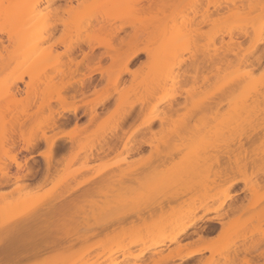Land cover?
<instances>
[{
    "label": "rangeland",
    "instance_id": "374dc122",
    "mask_svg": "<svg viewBox=\"0 0 264 264\" xmlns=\"http://www.w3.org/2000/svg\"><path fill=\"white\" fill-rule=\"evenodd\" d=\"M31 2L32 0H0V4L26 6H29ZM81 3L108 4L113 5V7L99 9L96 14H90L89 9L75 11L71 9L73 4ZM127 4H135L139 7L132 12L125 7H119ZM25 8L12 9V24L10 28L0 27V114H2L0 126L9 127L10 122L17 116L22 121L21 123H16L18 126L14 134L16 137L15 147L10 148L7 155L0 154V163L2 166L4 165L2 171H6L11 175L9 177L11 182L5 184L4 181L7 178L3 177L2 172H0V193H2V196L1 194L0 196L2 199L6 198L3 201L0 198V207L4 202L11 200L12 196H14L12 199L19 198L20 201L17 204L15 203V206L27 208L21 215L22 218L27 219L26 217L32 214L30 220L34 222L33 224H36L33 218H38L37 216H39L40 221H37V224L40 225L42 221L46 223L47 220L49 222L52 220L53 216H50V211L54 213V209H58V206L65 213H70L71 216H74V209L69 208L68 205H72L76 201L77 203L80 202L78 200H80L82 195H79L77 191L81 188L92 189L93 187L91 186L97 183H105V187L108 186V188H118V186H114L116 184L121 186V179L118 180L116 175L120 174V171H126L122 169L128 167V165L134 170L132 169V172L128 171L127 177H125V173L123 180H127L126 182L129 184L132 182L134 184L137 181L133 179L148 174L149 171H152L153 165L159 169L161 167H163L161 169H164V166H168L177 160H181L183 164L181 170L182 180L178 178V174V177L176 175L172 176L171 173L173 172H170V174L161 173L162 176L160 177L165 176L161 179L162 181L165 179L171 182L173 178L178 180H176L177 183H181L179 185L182 187L178 186V184L162 187L174 188L173 190L176 191L177 196L174 198L170 196L169 198V195L167 196L163 192L156 197L152 196L151 203L148 202L147 205L144 203L145 207L141 211L137 209L138 212H142L143 216L129 211L128 214L116 218L112 214L113 212L106 210L105 212L102 210L100 212L97 208L93 210L90 207V215L86 218L88 227L85 226L84 228L80 225L81 223H76L78 222L76 219L80 220L81 216L83 217V213L82 215L79 214L80 217L77 214L73 218L70 217L73 221L70 220L67 223V225H71L70 222L75 220L76 224H72L73 227H78V229L70 228L72 226L66 227V225H62V222L60 226L56 225L58 228L52 224L57 229L48 224L54 229V232H51V234L49 231L51 227H48L47 234L39 226L42 229L40 233L43 232L46 235L44 238L45 243L47 238L48 240H55L52 242L49 240V245L43 242L46 258L54 253H56L55 258L59 256V253L64 254L63 256L76 251L78 253L81 251L82 253L88 246L95 243L96 247L90 250L88 248L87 250L89 251L87 253L84 252L83 260L86 256L85 261H95L94 264H107L110 259L123 261L122 263L125 264H150L156 258L158 252L167 254L168 251L175 249L178 245L187 243V246L179 251L178 255L181 256L187 251L198 248L207 241L208 246L206 249L201 250L202 252L193 255L185 261L187 264H192L191 262L201 264L200 260L208 258L209 255L215 261L223 260L222 253L225 248L236 240L237 228L241 230L240 232L238 231V235L241 236L242 232L246 234L243 241L247 244L254 238L258 239L261 237L262 232H264V209H262L264 207V79L261 78V72L264 71V68L261 67L264 65V42H261L260 24L255 22V16L264 12V0H55L53 4H47L45 0H39L30 17L27 15L29 19L20 20L23 13H25ZM54 10H57V12ZM204 16H207L205 20L203 19ZM188 17L190 20H188ZM31 25L37 31L22 38L21 32L24 33L25 29ZM228 30L234 32V34L247 30L248 36L244 34L240 37L233 36V39L242 40V43L234 42V44H231L228 43L230 40L229 36L226 35ZM7 31H11L10 37H8ZM113 31H118L117 36L110 35ZM221 33L224 34L222 39L219 37ZM58 40L62 41V43H58ZM108 41L114 47V51L111 50L114 55L107 51ZM99 42L106 45L99 46ZM71 43L73 45L79 44L85 52L89 49V43L90 47H93L92 52L94 54L103 55L99 60H83L75 66L71 59L74 58L76 61L82 59V51L79 47H74L72 52H66L58 57L59 53L65 51V46ZM164 43L181 44L179 52L173 56L163 55L161 46ZM125 44L127 45L125 46ZM135 50L141 51L138 52L134 60L127 63V68L130 72L123 73L119 83L117 82L115 85L108 83L107 78L112 75L109 73L116 74L122 69L125 53ZM258 50H262L261 52L263 53H258ZM106 51L112 57L105 55ZM223 51H227L226 54L223 53L226 56L223 63L225 70L222 74H217L218 76L216 77L218 70L214 65V62L217 61L214 57ZM15 54L19 55L17 60L14 59ZM259 55L261 58H258ZM60 61L63 62L62 67L65 74L63 76L57 71ZM248 61H253V65L256 64L253 69L251 68L253 65L249 67L246 64ZM137 62L138 64H136ZM97 66H100L101 69L92 74L91 86L88 88H77L75 91L77 94L76 98H72L71 94L73 91L69 86L62 93L67 96L63 106L76 107L75 115L77 118H75L73 124H70L69 119L61 117L63 113H66L63 112L60 116L62 119L60 117L58 119L62 120L61 122L67 119L65 122L68 124L63 122L64 125L57 120V124L55 123L52 126L53 129L51 128L53 131L50 127L49 129L46 128V130L48 129L47 131L45 130L47 137L56 136L55 145L59 140L63 146L56 149L55 151L57 152H53L54 161L60 158V152H63V155L66 156L65 158L72 156V151H76L80 147L85 148L87 152L80 153L82 150L78 151L80 153L78 160L77 158L74 159L76 161H71V164L69 163L67 167L64 165L65 162L59 164L53 161L54 165L51 166L49 171V174H51L49 175V180L39 187L36 185V181L42 179V174L45 173L46 169L45 159L40 153L47 151V145L42 139V132L39 129L42 127L41 124H43V120L50 110L56 114L55 110L59 111L62 107V104L56 100H50L49 106L42 109L39 108L40 103L44 97L53 99L57 97L56 88L60 85V82L71 80L73 77H80L82 73H87L97 68ZM100 70L102 71L101 73L99 72ZM196 71L198 77L196 78L197 81H194L192 78ZM27 73H30L32 78ZM175 74L181 83L177 82V80V83L172 81L171 78ZM203 74L208 76V81L203 79ZM241 74L244 76H241V78L250 82V88L242 89L239 87L233 89L232 84L228 89H221L223 88L220 87L222 81L225 83L230 81V79L238 78V75ZM181 77L186 80H182L184 81L182 82L180 80ZM15 78L21 80L15 81ZM220 79L222 80L221 83ZM93 86L96 87L97 92H93ZM245 86L247 87V84ZM115 88L117 91H114ZM108 94L110 96L103 104H97L94 106L95 108L91 109L97 99L106 97ZM124 94L125 96L122 97L124 98L123 102L120 97ZM118 95L121 96L119 97ZM118 98L119 105L120 103H125L127 106L134 105V109H132L133 116L128 120L131 123L127 127L125 125L127 121H120V114L124 111L125 106L120 107L118 105L119 107H116ZM80 109L82 110L81 115L78 114ZM90 109H94V111ZM26 112H28V115ZM148 119L152 120L147 126L145 124ZM154 122H158V124H154ZM57 125L58 128L56 127ZM75 126H79L81 129L77 128L78 131H74L73 128H76ZM116 126L119 127L117 128ZM136 127L138 130L134 131L133 129ZM9 129L11 128L9 127ZM21 132L24 136L35 138L37 143L30 150H26L27 155L32 156L38 152L39 157L43 159L42 161L35 162L34 157H21L20 154L25 152L20 151L21 148H19V146L22 147L23 145V140L20 136ZM6 133L5 136L11 134L10 132L7 133L8 135ZM140 133L141 135H139ZM104 139H106V142ZM7 142L4 143L5 148L10 147V141ZM101 143H107L108 145L113 143V150H109L108 155L102 154L103 157L101 154L92 157L87 154L90 151V144L94 146L98 144L100 146ZM123 143L127 144V149H122ZM195 144L198 145L197 148L194 146ZM136 145L140 155L131 156L128 153ZM16 147L20 150H16L18 149ZM144 148H148L146 154H143ZM69 153L72 155H69ZM11 155H16L17 161L20 162V169L9 160ZM214 157L229 160L232 174L226 175L223 180L214 178L207 181L211 188L198 187L196 182L198 172H196L194 166L197 162H203L204 158L214 159ZM234 158H238L240 161V170L233 161ZM137 160H142L143 163H141L142 161L138 163ZM253 161L258 163L255 168H252ZM189 162V165L185 164ZM213 165L214 168L212 169L215 171H223L222 164L214 163ZM36 167H39V170L33 172ZM27 168H33L31 175H37L32 178V181L29 179H24L22 182L19 181L20 183H29V187L20 188L18 192V190L13 188L14 184L12 183L15 181L13 176L21 175V173L26 174ZM159 169L158 171H160ZM56 170L58 173H56ZM255 175L259 176L258 179L260 178L259 180H254L255 194L250 188H246V184L242 181H237L233 187L228 189L212 188L217 185L220 186L219 180L221 184L231 178H242L248 182V179ZM108 177L116 180L112 183L113 186L109 184L110 180H107ZM256 180L258 181L256 182ZM176 182L173 183L176 184ZM138 184L136 183V185ZM167 185H169V182ZM247 186L249 185L247 184ZM29 188L44 189L31 190ZM105 189L107 190V188ZM12 190H16L18 193H15L16 191L13 193ZM25 191L31 193L29 200L24 195ZM45 191L52 194L45 196L44 200L39 199L40 201L37 203L38 197L40 198V195ZM224 194H229L231 199L227 201L220 213L224 210H230L232 206L236 207L235 205L246 206L250 203L253 196L258 198L253 208L248 207L241 214V221L238 224H242L237 226L236 233L233 230L234 234L217 236L216 229L210 235L208 234L209 237L206 238L205 242L200 241L197 233H189L193 230H199L201 227L202 230L206 228L207 225L204 223L207 224V222L198 220L196 227L186 231L188 235L190 234L186 238L181 239L183 237L182 234L174 242L167 241L160 246L150 248L140 258L130 257L132 254L140 252L145 246L150 245L152 237L154 238L153 234L157 233L152 227L153 232L151 234L150 230L144 227L145 221L149 224L153 221L164 219L166 218L165 215L171 213V211L173 214L172 218L175 219L176 223L195 219L199 216H202V218L218 217L219 212L205 213L203 206L209 208L217 206L218 200ZM56 197L60 198L56 199ZM69 200L72 203L69 202L63 208L64 202ZM62 202L64 205H62ZM49 205L55 207L52 209ZM47 208L50 211H47ZM66 208L67 210L65 211ZM88 210H86L87 214ZM188 210H194V213L188 215ZM40 211L42 213L46 211L45 215L48 214L47 212L50 214L40 217L42 215ZM80 211L82 210L80 209ZM57 212L59 213L58 216L62 213L59 212V209ZM116 214H118V210ZM25 215L27 216L25 217ZM2 217L3 215L0 213V220ZM112 217L115 218L113 219ZM54 218L57 219L55 215ZM30 220L28 217V221ZM134 221L140 224L139 229H134L137 233H134V235L140 236L141 240L136 244H131L129 236L133 234L131 233L132 231L129 232L128 227ZM20 222L16 221L18 228H20V231L21 228L23 229L21 232H26L30 225L26 226L27 228H23L26 224L21 222L24 226H20ZM122 222H128V224H122ZM33 224L29 227V231L31 227L37 228ZM125 225H128V230L122 228L123 226L126 227ZM198 225L201 227L196 229ZM5 229L7 230V228ZM167 230L166 234H168ZM113 231L112 235L117 237L115 238L116 240L108 242L103 248L100 239L107 232L108 235ZM117 231L120 232L115 235ZM4 233L6 232L2 234ZM101 233L104 234L102 237ZM202 233L204 232L202 231ZM238 235L237 239L240 238ZM109 240L111 241V239ZM121 240L123 241L121 242ZM263 246L264 243L258 247L261 249ZM119 248L120 251L114 252L109 256L111 251ZM96 253H102L103 255L97 258L94 257ZM198 254L203 255L196 261L193 257ZM179 256L175 260H168L167 264H175L176 262L186 264L178 258ZM257 264H264V259L260 258Z\"/></svg>",
    "mask_w": 264,
    "mask_h": 264
},
{
    "label": "bare ground",
    "instance_id": "6f19581e",
    "mask_svg": "<svg viewBox=\"0 0 264 264\" xmlns=\"http://www.w3.org/2000/svg\"><path fill=\"white\" fill-rule=\"evenodd\" d=\"M38 1L39 0H32V2L30 3V5L29 6H27L26 8H25V13H23V15H22V17H21V19L20 20H27V19H29V17H30V14L34 11V8L36 7V5L38 4ZM68 1H70V0H68ZM45 2L47 3V4H50V3H55V0H45ZM12 11L13 10H11V13H12ZM55 12H57V10H54ZM29 17H28V16ZM260 16H261V14H257L256 16H255V18H256V20H255V22H257V23H259L260 24ZM207 18V16H204L203 17V19L205 20ZM188 20H190V18L188 17ZM37 30L34 28L33 29V25H31V26H29L27 29H25V31H24V33L23 32H21L22 34H21V37L23 38V37H27V36H29V35H32L34 32H36ZM68 32V31H67ZM66 32V33H67ZM248 31L247 30H242V31H240V32H237V33H235L234 34V32H232L231 30H228V31H226V35H228L229 36V40H230V42H228V43H231V44H234V42H236V43H238V44H240V43H242V40L241 41H239L238 39H233V36L235 37V36H237V37H240V36H242V34H244V35H246V36H248V33H247ZM7 33V35H8V37H10L11 36V31H7L6 32ZM67 34H69V33H67ZM117 34H118V31H113V32H111L110 33V35L111 36H117ZM223 36H224V34L223 33H221L220 34V38L222 39L223 38ZM58 43H62V41H59L58 40ZM111 42H107V51H110L111 52V54L112 55H114L113 54V52L112 51H114V47H113V45L112 44H110ZM98 45L99 46H102V45H106V44H103V43H98ZM124 45V44H123ZM127 44H125V46H126ZM88 46H89V49H88V51H83L82 50V48L80 47V45L79 44H74L73 45V43H71V44H67L66 46H65V51L63 52V53H59L58 54V57H60V55H62V54H64V53H66V52H72L73 50H74V47H79L80 48V50L82 51V59L80 60V61H76V60H74V58H72L71 59V62L72 63H74L75 64V66H77L78 64H80L83 60H93V59H101V57H102V55L103 54H94L93 52H92V49H93V47L91 46L90 47V45H89V43H88ZM180 47H181V44H179V43H164L162 46H161V53L163 54V55H175L177 52H179V50H180ZM108 48H110V49H108ZM226 48H227V46H226ZM112 50V51H111ZM227 50V49H226ZM106 51V53H105V55H108V56H110V57H112V55L109 53V52H107ZM141 50H135V51H130V52H126L125 53V56H124V62H123V67H122V69H120L116 74H113V73H109V74H112L111 76L109 75L108 76V78H107V82L108 83H111L112 85H115V84H117V82L119 83V81H120V77H121V75L123 74V73H125V72H130L129 70H128V68H127V63L128 62H130L131 60H134L136 57H137V55H138V52H140ZM262 51V50H261ZM260 50H258V53H260L261 52ZM227 52V51H226ZM226 52H222V53H220V54H217V55H215V60H217L216 62H214L215 64V66H216V68H217V70H218V72L216 73V77L218 76V75H220V74H222V72L225 70V66L223 65V63H224V57H226V56H224V54H226ZM224 53V54H223ZM261 53H263V52H261ZM260 53V54H261ZM18 54H15L14 55V59H16L17 60V58H18ZM260 57V55L258 56V58ZM261 58V57H260ZM148 63V62H147ZM150 63V62H149ZM259 63V62H258ZM207 64V63H206ZM230 64H232V63H230ZM246 64L250 67V66H252L253 65V61H248V62H246ZM146 65V64H145ZM208 65V64H207ZM256 65V64H255ZM255 65H253V67H251L252 69L254 68V66ZM63 62L62 61H60L59 62V64H58V66H57V71L63 76V75H65L64 74V69H63ZM224 66V67H223ZM204 67V66H203ZM147 68H149L148 66H147ZM99 69H101V67L100 66H97V68H95V69H92L91 71H89V72H84V73H82V75L80 76V77H77V78H71V80H66V81H62V82H60L59 84L60 85H58V87L56 88V92H57V97L56 98H51V97H44L43 98V100H42V102L40 103V106H39V108H44V107H46V106H49V103H50V100H56V101H58L60 104H62V107H61V110H55V113L56 114H54L53 112L54 111H52L51 112V110L49 111V114L44 118V120H43V124H41L42 125V127L39 129L41 132H42V135H41V137H42V139L45 141V143H46V145H47V151L46 152H41L40 154L44 157V161H45V167H46V169H45V173L44 174H42V179H39L40 181H36V185H38L39 187L41 186V185H43L45 182H47L48 180H49V178H50V176L49 175H51V174H49V171L51 170L50 168H51V166H53L54 165V163H53V161L55 160L52 156H54V153L55 152H57V151H55L56 150V145H55V139H56V136H52L51 135V137H47L46 136V132H45V130H46V128H48L49 129V127H50V129L52 128V126H54L55 125V123H56V121L58 120V121H60L58 118L62 115L61 113H63V112H68V111H73L74 113H75V111H76V107H69V106H63V104H64V102L66 101V99H67V96L66 95H64V94H62V93H64V91L65 90H67L69 87L71 88V90L73 91L72 92V94H71V96H72V98H76L77 97V94L75 93V91H76V89L77 88H85V87H90L91 86V76H92V74L94 73V72H96V71H98ZM197 69V68H196ZM251 69V70H252ZM100 73L102 72L101 70L99 71ZM31 73V72H30ZM30 73H27L28 74V76L30 75ZM32 74V73H31ZM196 74V75H195ZM195 74L193 75V80L195 81H197V75H198V73H197V71L195 72ZM218 74V75H217ZM135 75V74H134ZM178 76V75H177ZM185 76H186V74H185ZM184 76V77H185ZM203 76V79L206 81H208L209 80V78H208V76H206V75H202ZM239 77H240V79H238V78H233V80L232 79H230V81H227V80H225V81H227V82H225V83H223V81L220 79V83H221V81H222V83H221V86L220 87H223V88H221V89H228V88H230L231 86L230 85H232V88L233 89H235V88H242V89H246V88H250V82L249 81H247V80H245L244 78H241V76L242 77H244L243 76V74H241V75H238ZM30 78H32L31 77V75L29 76ZM211 77V76H210ZM62 78H64V77H62ZM208 78V79H207ZM172 81L175 83L176 82V80H177V82H180L179 81V79H177L176 78V74L174 75V76H172ZM211 79V78H210ZM236 79H238V80H236ZM21 79H19V78H15V81H20ZM62 80V79H61ZM180 80L182 81V80H184L182 77L180 78ZM186 80V79H185ZM184 80V81H185ZM245 82H244V81ZM184 81H182V82H184ZM238 81V83L236 84V82ZM246 81H247V83H246ZM176 82V83H177ZM240 82H242V83H240ZM73 83H75V84H73ZM181 83V82H180ZM75 85V86H73V85ZM184 84V83H183ZM225 84V85H224ZM227 84V85H226ZM235 84H236V86H235ZM247 84V87L245 86ZM238 85H240V86H238ZM69 86V87H68ZM244 86H245V88H244ZM68 87V88H67ZM94 88H92L93 89V92H97L96 91V87L95 86H93ZM95 89V90H94ZM114 91H117V89L115 88L114 89ZM124 93V92H123ZM122 93V94H123ZM120 94V93H119ZM110 95L108 94L106 97H103V98H101V99H97L96 100V102H95V104L94 105H92V107H91V109L95 106V105H97V104H103L104 102H105V100L109 97ZM119 97L121 96V95H118ZM125 96V94L123 95V96H121L120 98H122V97H124ZM12 98V97H11ZM51 98V99H50ZM124 100V98H122V101ZM118 101H119V98L117 99V101H116V107L118 108L119 106L120 107H124L125 109H124V111L120 114V121L121 122H126V121H128L130 118H132V109H134L133 107H134V105H130V106H127L125 103H120V105H119V103H118ZM124 102V101H123ZM119 105V106H118ZM95 108V107H94ZM116 108V109H117ZM90 109V110H91ZM39 110V109H38ZM91 111H94V109L93 110H91ZM28 112H26V114H27ZM55 116H54V115ZM1 115L2 114H0V119L2 118L1 117ZM28 115V114H27ZM74 115V114H73ZM54 116V117H53ZM57 116V118H55ZM64 116V115H63ZM63 116H61V117H63ZM67 116V115H66ZM66 116H64L63 118H65ZM75 116V118H77V116L76 115H74ZM60 117V118H61ZM67 118H69V116H67ZM70 118H72V117H70ZM74 118V119H75ZM62 119V118H61ZM64 120V119H63ZM67 120V119H66ZM65 120V121H66ZM72 119H70V121H71ZM90 120V119H89ZM151 120L152 119H148V121H146V124L145 125H149L150 123H151ZM62 121V120H61ZM60 121V123H63V122H65V121H63V122H61ZM22 121H20V119H19V117L17 116V118L15 117V119L12 121V122H10V124H9V127L11 128V129H9V127H6L5 128V126H0V154H3V155H7L8 153V151H9V149L10 148H12V147H15V145H16V143H15V139H16V137L14 136V134L16 133V129H17V126L18 125H16V123H21ZM89 122V121H88ZM67 122H65V124H66ZM57 124V123H56ZM64 124V123H63ZM64 124V125H65ZM68 124V123H67ZM16 125V126H15ZM59 125V124H58ZM58 125L56 126L57 128H58ZM141 125V124H140ZM143 125V124H142ZM76 128H73V130L74 131H78L77 130V128H79V126L77 127V126H75ZM117 127V126H116ZM115 127V128H116ZM119 127V126H118ZM117 127V128H118ZM8 128V129H7ZM47 129V130H48ZM53 129V128H52ZM51 129V130H52ZM81 128H79V130H80ZM46 130V131H47ZM134 131H137L138 130V128L136 127V128H134L133 129ZM132 130V131H133ZM6 131H8V132H10L11 134L9 135V136H5V133H6ZM53 131V130H52ZM7 132V133H8ZM6 133V134H7ZM8 135V134H7ZM20 136H21V139L23 140V145H22V147H20L19 146V148H21V150H24L25 152H27L26 150H30V148H32L33 146H36V140H35V138H33V137H31V136H24V134L21 132L20 133ZM49 138V139H48ZM105 140V142H106V139H104ZM103 140V141H104ZM7 141H10V144H9V146L10 147H7V148H5L4 147V143L5 142H7ZM108 142H109V140H107ZM8 143V142H7ZM99 143V142H98ZM105 144H107V143H105ZM105 144H100V146L99 147H97V146H94L93 144H90V151H89V153L91 152H93L92 150H94V149H97V151H98V153L97 154H101V152H104V151H106V149H107V152H109V150L111 151V149L113 150V143H112V145L111 144H107V145H105ZM59 144L57 143V146H58ZM61 145V144H60ZM98 145V144H97ZM111 145V146H110ZM214 145V144H213ZM62 146V145H61ZM71 146V145H70ZM196 148L198 147V145H194ZM60 147V146H59ZM63 147V146H62ZM84 147V146H83ZM97 147V148H96ZM106 147V148H105ZM134 147V146H133ZM136 147V148H135ZM134 148L135 149H137V145L135 146ZM16 148H18V147H16ZM16 149V150H20V149ZM89 148V147H88ZM104 148H105V150H104ZM114 148H115V145H114ZM133 148V149H134ZM70 149H72V148H70ZM122 149H127V144L126 143H123V145H122ZM134 149V150H135ZM80 150H82V151H80ZM133 150V151H134ZM55 151V152H54ZM78 151H80V153L81 152H87L86 151V149L84 148H82V147H80L79 149H77L76 151H72V152H70V153H72V154H70L69 153V155H72V156H70V157H68L67 156V158H65L66 156H64L63 155V153H61L60 155V158H58V159H56V161H54V162H56V163H59V164H61V163H63V162H65L64 163V165L67 167V166H69V163L71 164V161H73L74 159H76L77 158V160H78V158L80 157V156H78V155H80V153L78 152ZM96 151V152H97ZM54 152V153H53ZM94 152H95V150H94ZM93 152V154H95ZM90 153V154H91ZM53 154V155H52ZM66 154H68L67 152H66ZM83 154V153H82ZM88 154V153H87ZM104 154H106V152H104ZM103 154V155H104ZM85 155V154H84ZM92 155V154H91ZM98 155V157L100 158V156ZM87 156V155H86ZM94 156V155H93ZM97 156V155H96ZM101 156H102V154H101ZM83 157V156H82ZM87 157H89V156H87ZM92 157V156H91ZM91 157H90V159H91ZM103 157V156H102ZM27 158V157H26ZM84 158H86V157H84ZM94 158V157H93ZM229 158V157H228ZM95 159H96V157H95ZM230 159V158H229ZM9 160L12 162V163H14L15 165H16V167L18 168V169H20V162L19 161H17V159H16V155H11V157L9 158ZM74 161H76V160H74ZM138 161V160H137ZM140 161H142V160H139L138 161V163H140ZM233 161L236 163V165H237V168L240 170L241 169V167H240V161L238 160V158H234L233 159ZM0 162H1V160H0ZM141 163H143V161L141 162ZM202 163V164H201ZM214 163H218V164H222V167H223V171H221V170H218V171H215L214 169H212V168H214ZM253 164H252V168H255V167H257L258 166V163L257 162H252ZM186 165H189L190 164V162L189 163H185ZM245 164V163H244ZM170 165V166H169ZM168 166H164V169H161V168H163V167H161L160 169L159 168H157V167H155L154 165H153V168L151 169L152 171H149V173L148 174H146V173H144V174H146L145 176H140V177H137L138 178V180H137V178L136 179H133L134 181H137V182H134V184H133V182H132V180H130L132 183H127L125 180H123L125 177H127L128 176V174L127 173H129V172H132L134 169L133 168H131V167H129V165H128V167H126V168H124V169H122V170H126V171H120V174H118V175H116L117 176V179L119 180V179H121L120 180V182H122L121 184V186H119V184L117 185L116 183V185H114V186H118V188H108V186L107 187H105V183H103V184H101V183H97L96 185L94 184L93 186H91V187H93L92 189L91 188H87V189H90V190H88V191H86V192H80V193H83V194H81L82 196L80 197V200H78V202L79 203H77V201L76 202H71L70 200L69 201H67V202H64V204H63V202H62V205H64L63 206V208L64 207H66V205H68L69 204V202H71L72 203V205H68V207L69 208H71V209H74L73 210V214H74V212H75V215L77 214L79 217H80V215H82V213H83V217H84V219H83V217L81 216V219L79 220V219H76V221L78 220V222H76L75 220H74V222H70L71 223V225L70 224H68L67 225V223H69L68 221H70V220H72V219H70V217L71 218H73V217H75V215L74 216H71V214L70 213H65L64 211H62V209H60L59 208V206H58V209H59V212H62L61 213V215H59L58 216V209L57 208H55L53 211H54V213H52L48 208H52L53 209V207H55V206H53V205H56V204H53L52 206H50V207H48L47 208V211L49 210L50 211V213H51V217H52V220H50V222H49V220H47V222L45 223L44 221H42V222H40L39 224L40 225H38L37 224V221H40L39 220V216H37L38 218H36V217H34L33 218V221H35L36 222V224H33L34 222H32V220H30L31 218H32V214L30 215L31 216V218H30V216H28L29 217V220L30 221H28V217H26L27 215H25V217L27 218V219H23L22 218V214L25 212V210L27 209V208H25V207H19V206H15L20 200H19V198H14V199H12V197H14V196H12L11 197V200H9L8 202H4V204L0 207V213L3 215V217H2V219L0 220V233L2 234L3 232H6V233H4L5 234V237L3 236L4 234H0V237H2V238H9V237H12V239L11 238H9L10 239V241H14V240H17V239H21L22 238V240H23V237H24V232L25 231H23V234L24 235H22V233H21V231L23 230L22 228H21V231H20V228H18V226H17V224H16V221L17 222H19V221H21L22 223H25L26 225L24 226V224H22L21 222H20V226H24L23 228H27L26 226H28V225H32L33 224V226H35V227H37V228H35L34 229V227H31L30 228V230L33 228L34 230H36L37 229V231H39V232H34L35 233V235H36V233L38 234V236H40L41 237V239L43 238H45L46 237V235H44V233L43 232H41L42 234H40V230L42 231V229H44V232L46 233L47 232V234H48V227H51V226H53V225H61L60 223L62 222V225H66V227L68 226H72V227H70V228H77L78 229V227H73V224L72 223H81L80 225H82L84 228H85V226L86 227H88L87 225V222H86V218H87V216L88 215H90L89 214V212L91 211V208H93V210H96V208L98 209V210H100V212H101V210L102 211H104L105 212V210L106 211H110V212H113L112 214H114V216L117 218V217H121V216H124V215H126V214H128L129 213V211H133V212H136V213H139V214H141V216H143V214H142V212H140L142 209H143V207H145L144 206V203L147 205L148 204V202H150V200H151V198H153V197H156L158 194H160V193H162L163 192V194H165V195H169V198H170V196L172 197V198H174L175 196H177L176 195V191L175 190H173L174 188H162L163 186L165 187V186H175V185H177L178 184V186H181V185H179V184H181V183H177L176 182V180L177 179H171V182H170V180H165L164 179V181H162L161 179L163 178V177H165L164 175H163V177L162 178H160L161 176H162V174L161 173H163V174H165V173H168V174H170V172H173V173H171V175L173 176H175L176 175V177H178V178H181V180H182V173H181V170H182V167H183V164H182V161L181 160H177V161H175V162H172V163H170ZM213 165V166H212ZM133 166V165H132ZM3 167H4V165L2 166V164L0 163V172H2V176L3 177H6L7 178V180L5 179V184H9L11 181H10V179H9V177L11 176L10 174H8L6 171L4 172V171H2V169H3ZM133 167H135V166H133ZM166 167V168H165ZM128 168V169H127ZM130 168V169H129ZM157 168V169H156ZM194 168L196 169V172H198V175H196V177H197V185H198V187L200 186V187H202V188H211V185H209L208 184V182L207 181H210V180H213L214 178L217 180V179H220V180H223L224 179V177H226V175H231L232 174V172L230 171L231 169H230V163H229V160H227V159H221V158H218V157H214V159L213 158H210V159H206V158H204L203 159V162H197L196 163V165L194 166ZM33 168H27V173L25 174V173H21V175H16V176H13V179L15 178V181H14V183H12V184H14V186H13V188L14 189H16V190H18V192L20 191V188L22 189V188H27V187H29V183H20L19 181H24V179H29V180H33L32 178H34V175H31V173H32V170ZM36 169V168H35ZM133 169V170H132ZM158 169L160 170V171H158ZM63 170V169H62ZM176 170H178L177 172H176ZM29 171V172H28ZM31 171V172H30ZM34 171V170H33ZM57 171V170H56ZM129 171V172H128ZM167 171V172H166ZM214 171V172H213ZM67 172V171H66ZM165 172V173H164ZM176 172V173H175ZM211 172H212V174H211ZM217 174H216V173ZM56 173H58V171L56 172ZM125 173H126V176L124 177V175H125ZM180 173V174H179ZM34 174V173H33ZM123 174V175H122ZM143 174V175H144ZM161 174V175H160ZM177 174H178V176H177ZM148 175H149V177H148ZM2 177V178H3ZM123 177V178H122ZM142 177V178H141ZM258 177L259 176H257V175H255V176H251L249 179H248V182H246V180L245 179H242V178H231V179H229V180H226V182L225 183H223V184H221L220 183V180H219V185L220 186H215V187H212V188H225V189H228V188H231V187H233L234 186V184L237 182V181H242L243 183H245L246 185H245V187L246 188H250V190L255 194V183H254V180L255 179H258ZM103 178V177H102ZM116 178V177H115ZM222 178V179H221ZM105 179V178H104ZM142 179V180H141ZM147 179V180H146ZM260 179V178H259ZM258 179V180H259ZM50 180H52V179H50ZM108 181L110 180H112V182H110L109 181V184L111 185L113 182H115L116 180H114V179H112L111 177H110V179H109V177H108V179H107ZM151 180V181H150ZM258 180H256V182L258 181ZM107 181V182H108ZM124 181H125V183H124ZM139 181H140V183H139ZM178 181V180H177ZM4 182H2V183H4ZM97 182V181H96ZM128 182H129V180H128ZM168 182H169V185H167L168 184ZM173 182H176V184L175 183H173ZM136 183L138 184V185H136ZM0 184H1V182H0ZM101 184V185H100ZM135 185V186H133V185ZM171 184V185H170ZM185 184V183H184ZM184 184H183V187H184ZM247 184L249 185V186H247ZM32 185H33V183H32ZM101 186V187H99V186ZM1 186V185H0ZM98 186V187H97ZM111 186H113V184L111 185ZM129 186H132V187H129ZM31 187V186H30ZM95 187V188H94ZM121 187V188H120ZM182 187V186H181ZM105 188H107V190L105 189ZM85 189V188H84ZM82 190V191H85V190ZM86 189V190H87ZM15 190V191H16ZM52 190V189H51ZM166 190V191H165ZM171 190V191H170ZM14 190H12V192L14 193L15 192ZM108 193H107V192ZM175 191V192H174ZM7 192H8V190H7ZM11 192V191H10ZM17 191L15 192V193H18ZM110 192V193H109ZM4 194H5V192H3ZM80 193L78 192V194L80 195ZM105 193H106V195H105ZM1 194V196H2V193H0ZM4 194H3V196H4ZM7 194V193H6ZM30 192H28V191H25L24 192V195H26L27 196V200H29V196H30ZM52 194V193H51ZM50 194V192H48V191H45V192H43L40 196V198L38 197V199H37V203H39V201L42 199V200H44V198H46L47 196H49V195H51ZM107 194H109V195H107ZM253 194V195H254ZM12 195V194H11ZM60 195H62L61 193H60ZM111 195V196H110ZM0 196V198H1V200L3 201V199H6V198H3L2 199V197ZM7 196V195H6ZM46 196V197H45ZM153 196V197H152ZM5 197V196H4ZM8 197V196H7ZM54 198V197H53ZM58 197H56V199H57ZM60 198V197H59ZM58 198V199H59ZM40 199V200H39ZM55 199V198H54ZM229 199H231V197H230V195L229 194H224L223 196H222V198H220L218 201L219 202H217V206H215V207H211V208H209V207H206V206H203L204 207V210H205V213H211V212H219L220 213V211L222 210V208L224 207V205L227 203V201L229 200ZM258 198H256L255 196H253V198H252V200L250 201V203L249 204H247L246 206H238V205H235L236 207H234V206H232V207H230V210H224L222 213H220L219 214V216L218 217H208V218H206V217H204V218H202V216H199L198 218H195V219H190V220H186V221H180L179 223H176V221H175V219L174 218H172V211H171V213H168V214H166L165 215V217L166 218H164V219H161V220H157V221H153V222H151V223H149V224H147V222L145 221V228H147L148 230H150L149 232H151V234H152V232H153V229L157 232V233H155V234H153L154 235V238L152 237V239H151V244L150 245H147V246H145L140 252H138V253H136V254H132L130 257H133V258H140V257H142L143 255H144V253H146V252H148V250L150 249V248H154V247H157V246H160V245H162V244H164L165 242H174V241H176L177 240V238L180 236V235H182L183 234V236H184V234H185V232L188 230V229H190V228H193V227H196L195 225H196V223H197V221L198 220H201L202 222H204V221H206L207 222V224L206 223H204L205 225H207L206 226V228L204 229V230H202L201 228L199 229V230H193L192 232H189L190 234H196L197 233V237H198V239L200 240V241H203V242H205L207 239L206 238H208L209 237V235H210V233L211 232H213V231H215L217 228H218V226H219V228L217 229V233H216V235L217 236H226L227 234L228 235H230V234H232L234 231V233H236V228H237V226H239V225H241L242 223H239L238 224V222H240L241 221V214L243 213V211H245L248 207H254L255 206V204L257 203V200ZM72 200V199H71ZM82 200V201H81ZM16 203V204H15ZM54 203V202H53ZM70 203V204H71ZM75 203V204H74ZM151 203V202H150ZM149 203V204H150ZM74 205V206H73ZM57 207V206H56ZM91 207V208H90ZM95 207V208H94ZM46 208V207H45ZM50 208V209H51ZM51 209V210H52ZM57 209V210H56ZM76 209V210H75ZM78 209V210H77ZM80 209L82 210V211H80ZM87 209H89L88 210V214H87V212H86V210ZM116 209V210H115ZM123 209V210H122ZM140 210L139 212H138V210ZM262 209H264V207L262 208ZM46 210V209H45ZM61 210V211H60ZM67 210V208L65 209V211ZM92 210V211H93ZM118 210V214H116V211ZM79 211V212H78ZM114 211H115V213H114ZM194 210H188V215H192L194 212H193ZM41 212V216L40 217H44V216H48V214H50L49 212H47L48 214H44V213H46V211L44 212V213H42V211H40ZM63 212H64V214H63ZM119 212H121V213H119ZM108 213V212H107ZM224 213V214H223ZM30 214V213H29ZM40 214V213H39ZM44 214V215H43ZM53 214V215H52ZM69 216H67V215ZM80 214V215H79ZM86 214V215H85ZM110 214V213H109ZM109 214H107V215H109ZM138 214V215H139ZM224 216H223V215ZM54 215L56 216V218L57 219H55L54 218ZM180 215V214H179ZM66 217V218H64V217ZM86 216V217H85ZM24 217V216H23ZM62 217V218H61ZM78 217V218H79ZM109 217H111L110 215H109ZM114 217V218H115ZM226 218V220H225V218ZM21 220H20V219ZM35 218H36V220H35ZM54 218V219H53ZM59 218H60V220H59ZM67 218H69V219H67ZM113 218V217H112ZM113 218V219H114ZM170 218V219H169ZM18 219H19V221H18ZM42 219V218H41ZM62 219V220H61ZM168 219V220H167ZM27 220V221H26ZM59 220V221H58ZM239 220V221H238ZM67 221V222H66ZM73 221V220H72ZM82 221V222H81ZM236 221V222H235ZM28 222V223H27ZM30 222V223H29ZM84 222V223H83ZM135 222V221H134ZM132 223L131 225H130V227H128V225H125L126 227H122V228H124V229H126V230H128V228H129V232H131L133 235H131V236H129V241H130V243L131 244H136L138 241H140L141 240V237L140 236H135L134 235V233H136L135 232V230L134 229H139V227H140V224H138L137 222H135V223ZM32 223V224H31ZM75 223V224H76ZM19 224V223H18ZM51 225V226H49V225ZM53 224V225H52ZM84 224V225H83ZM100 224V223H99ZM138 224V225H137ZM36 225H38V226H36ZM78 225V224H77ZM77 225H75V226H77ZM234 225V226H233ZM30 226H28V228H27V230L29 229V227ZM42 228H40V227ZM82 226H80V227H82ZM89 226H91V225H89ZM57 228H58V226H56ZM54 228V226H53V228L54 229H57V228ZM83 227H82V229H83ZM128 227V228H127ZM134 227V228H133ZM151 227V228H150ZM152 227H153V229H152ZM204 227V226H203ZM4 228V229H3ZM5 228H7V230L5 229ZM38 228H40L39 230H38ZM52 227L50 228V233L51 232H54ZM167 228H168V230H167ZM234 228V229H233ZM240 228V227H239ZM51 229H52V231H51ZM197 229V228H196ZM241 229V228H240ZM2 230V231H1ZM25 230V229H24ZM26 230V232L25 233H29V234H31V231H27ZM47 230V231H46ZM121 230V229H120ZM134 230V231H133ZM152 230V231H151ZM164 230H165V232H164ZM166 230L168 231L167 233L168 234H166ZM234 230V231H233ZM18 231V232H17ZM20 231V232H19ZM33 231V230H32ZM124 231V230H123ZM202 231L204 232V233H202ZM233 231V232H232ZM241 231V230H239L238 228H237V233L239 234V232ZM120 231H117L116 233H115V235H117L118 233H119ZM158 232H159V234H158ZM231 232V233H230ZM8 233V234H7ZM17 234L19 237H17L16 235H14V234ZM20 233H21V235H20ZM108 233V232H107ZM107 233H106V235H107ZM114 233V231L113 232H111L110 234H108L107 235V237H108V239H107V237H106V235H104L103 233H101V239H100V242L102 241V243H101V245L103 246V248L106 246L105 244H108V242H112V240L113 241H115L116 239L115 238H117L116 236H114L113 237V234ZM233 233V234H234ZM235 234L236 235V240L235 241H233L229 246H227L226 248H225V250H224V252L222 253L223 254V260H221V261H215V259H213L212 258V256H210L209 255V257L208 258H206V259H203V260H200V262H201V264H237V262H238V264H257V262L259 261V259L260 258H262V259H264V246H263V248H259L258 246L260 245V244H262V243H264V232H262V234H261V237L260 238H258V239H256V238H254L250 243H245L243 240L245 239V237H246V234L244 233L243 234V232H242V234H241V236L240 235H238V234ZM14 236H13V235ZM26 234V235H27ZM52 234V233H51ZM50 234V235H51ZM137 234V233H136ZM189 234V235H190ZM209 234V235H208ZM6 235H10L9 237L8 236H6ZM12 235V236H11ZM44 235V236H43ZM110 235V236H109ZM187 235H188V233L186 232V235H185V237H187ZM188 235V236H189ZM234 235V236H235ZM237 235L240 237L239 239H237ZM20 236H22V237H20ZM28 236V235H27ZM27 236H25L26 237V239H28V237L29 236H32V234L31 235H29L28 237ZM14 237V238H13ZM105 237V238H104ZM17 238V239H16ZM104 238V239H103ZM25 239V238H24ZM109 239H111V241L109 240ZM115 239V240H114ZM8 240V239H7ZM49 240H51V239H49ZM48 238L46 239V243H45V240H42L45 244H47L48 243ZM106 240V241H105ZM108 240V241H107ZM9 241V240H8ZM9 241V242H10ZM17 241H20V240H17ZM29 241V240H28ZM52 241H55V240H51L50 242H52ZM105 241V242H104ZM123 240H121V242H122ZM49 242V243H50ZM103 242H104V245H103ZM107 242V243H106ZM120 242V241H119ZM207 242V241H206ZM204 243L203 245H200L198 248H194L193 250H191V251H187L186 253H184L183 255H181V256H179L178 254H179V251H180V249H182V248H184V247H186L187 245V243L186 244H183V245H178L175 249H172V250H170V251H168L167 252V254H162V253H157V256H156V258H154V260H153V262L152 263H150V264H167V262H168V260L169 261H171V260H175L176 258H177V256H179L178 258L181 260V261H184V263H186L187 264V262H185L186 260H188L189 258H191L193 255H195V254H197V253H200V252H202L204 249H206L207 248V246H208V244L207 243ZM14 244H15V242H13ZM29 243V242H28ZM49 243H48V245H49ZM117 244H118V241H117ZM94 245V246H93ZM92 246V247H91ZM97 245L95 244V243H93V244H91L90 246H88L87 248H86V250H84V251H82V253H81V251L78 253L77 251L76 252H72V253H68V254H66L67 256H63L64 254H62V253H59V256L57 257V258H55V255H56V253H54V254H52V255H49L47 258L45 257V259H42L41 261H36V262H33V263H31V264H94L95 263V261H85L86 260V256H85V259L83 260V258H84V255H85V253H87V251H89L90 249H92L93 247H96ZM89 248V250H87ZM202 250V251H201ZM118 251H120V248L119 249H116V250H114V251H111V253L109 254V256H111V254L112 253H114V252H118ZM85 252V253H84ZM30 253V252H29ZM33 252H31V254H26L27 255V258L29 257V256H35L36 254H32ZM61 254V255H60ZM26 255L25 256H23V254H22V257H20V258H23L24 257V259L26 260ZM86 255H88V254H86ZM103 254L102 253H96L95 255H94V257H99L100 258V256H102ZM241 256V257H240ZM30 257V258H31ZM87 258H88V256H87ZM18 259H19V257H18ZM29 259V258H28ZM27 259V260H28ZM14 260H15V258H14ZM13 260V261H14ZM17 260V259H16ZM23 260V259H22ZM19 261V260H18ZM197 261V260H196ZM123 262V261H122ZM121 261H115L114 259H110L108 262H107V264H125V263H122ZM11 263V262H10ZM10 263H8V264H10ZM19 263V262H18ZM183 263V262H182ZM192 264H194L195 262H191ZM12 264H17L16 263V261L15 262H12ZM28 264V263H27ZM138 264H140V263H138ZM141 264H145V263H141ZM175 264H178V262H176ZM197 264V263H196Z\"/></svg>",
    "mask_w": 264,
    "mask_h": 264
},
{
    "label": "flooded vegetation",
    "instance_id": "af4514ba",
    "mask_svg": "<svg viewBox=\"0 0 264 264\" xmlns=\"http://www.w3.org/2000/svg\"><path fill=\"white\" fill-rule=\"evenodd\" d=\"M20 151H24V150H20ZM21 157L22 158H31V157H34V156H37V154H34V155H32V156H30V155H27V153L26 152H22L21 154ZM35 162H39L38 160H35ZM39 170V167H36V169H34V171L33 172H37ZM37 174H35L34 175V177L36 176ZM239 188H241V187H239ZM238 193H240V192H238ZM200 227V225H198L197 226V229ZM35 229V228H34ZM33 228L30 230L31 231V234H32V236H29V235H31V234H27V233H25L24 232V234H23V232H21L22 233V235H24V237H23V240H22V238L21 239H17V240H20V241H17V240H14V241H10V239L9 238H11L12 239V237H9L8 235H6V236H8L9 238H2V237H0V264H8V263H10V264H12V262H15L16 261V263L17 264H21V262H22V259H24V257L23 258H20V257H22V254H23V256H25L27 253L28 254H31V252H42L43 251V247H44V243H43V241L42 240H44L43 238L41 239V237L40 236H38V234L36 233V235H35V231L36 232H39V231H37V229L36 230H34ZM33 230V231H32ZM21 233H20V235H21ZM18 234V233H17ZM16 233L14 234V235H16L17 237H19L18 235H17ZM29 236H27V235ZM40 234H42V233H40ZM13 235V234H12ZM11 235V236H12ZM13 235V236H14ZM4 237H5V234L3 235ZM25 236H27L28 237V239H26V237ZM188 236V235H187ZM20 237H22V236H20ZM14 238V237H13ZM25 238V239H24ZM184 238H186L185 236H183L181 239H184ZM10 241H8V240ZM13 240V239H12ZM29 240V241H28ZM13 242H15V244L13 243ZM29 242V243H28ZM30 252V253H29ZM27 256V255H26ZM18 257H19V259H18ZM14 258H15V260H14ZM17 259V260H16ZM14 260V261H13ZM19 260V261H18ZM19 262V263H18ZM178 264H181V263H178Z\"/></svg>",
    "mask_w": 264,
    "mask_h": 264
},
{
    "label": "snow or ice",
    "instance_id": "6c2138e0",
    "mask_svg": "<svg viewBox=\"0 0 264 264\" xmlns=\"http://www.w3.org/2000/svg\"><path fill=\"white\" fill-rule=\"evenodd\" d=\"M22 7H27L26 5H13V4H0V27L4 28H10L12 24V15L11 10L12 9H19ZM113 7V5L108 4H73L71 6V9L73 11L79 10V9H89L90 14H96L97 10L103 9V8H109ZM119 7H125L129 9L130 12L137 9L139 6L135 4H127V5H120ZM260 37L261 42H264V12H262L260 16ZM264 68V65L261 66ZM261 78L264 79V71L261 72Z\"/></svg>",
    "mask_w": 264,
    "mask_h": 264
},
{
    "label": "crops",
    "instance_id": "0c3cea01",
    "mask_svg": "<svg viewBox=\"0 0 264 264\" xmlns=\"http://www.w3.org/2000/svg\"><path fill=\"white\" fill-rule=\"evenodd\" d=\"M136 64H138V62H137ZM73 114L75 115L74 112H66V113H63L64 116H66V115L69 116V118H67V116H66L65 118H67V119H69V120L72 119V120L70 121V124H73V122H74V120H75V119H74L75 116H74ZM78 114H79V115L82 114V110H81V109H80V111L78 112ZM64 116H63V117H64ZM70 117H72V118H70ZM130 123H131V121H127V122L125 123L126 127H127ZM154 124H158V122H154ZM139 135H141V133H140ZM138 138H139V137H138ZM57 143H58L59 145L57 146V144H56V149H59V148L61 147L62 144L60 145L61 142H60L59 140L57 141ZM59 146H60V147H59ZM97 147H99V145H97ZM97 147H96V148H97ZM105 148H106V147H105ZM105 148H104V150H105ZM133 148H134V147H133ZM133 148L131 149V151H130L128 154H130L131 156H137V155H140V152H139L137 149H135V148H134V149H135V150H134ZM97 149H98V148H97ZM97 149H94L95 152H94V150H92L95 154H93V152H92V153L90 152L92 155H91L90 153H88V155H89V156H93V155L96 156L97 153H98ZM133 150H134V151H133ZM96 151H97V152H96ZM104 152H106L105 155H108V153H109V152H107V149H106V151H104ZM104 152H101V154H104ZM147 152H148V148H144L143 154H146ZM61 153H63V152H60V153H59V156H60ZM35 154H37V156H34V160H38V161H42V160H43L41 157H39L38 152H36ZM29 189H31V190H43L44 188H29ZM83 189H84V188L79 189V190L77 191V193H78V192L80 193V192H86V191H87V190H86L87 188L84 189L85 191H82ZM80 194H83V193H80ZM124 223H125V224H128V222H122V224H124ZM218 228H219V226H218ZM218 228H217V229H218ZM33 253L36 254V255H35V256H32V257L29 256V257H28L29 259H28L27 256H26V257H25L26 260L23 259L22 262H21V264H27V263L30 264V263H32V261H33V262L41 261V260L44 259V257H45V252H44V250H43L42 252H33ZM33 253H32V254H33ZM202 255H203V254H200V255L198 254V255L194 256L193 259H194V260H198L199 258H201ZM30 257H31V258H30ZM27 259H28V260H27Z\"/></svg>",
    "mask_w": 264,
    "mask_h": 264
}]
</instances>
